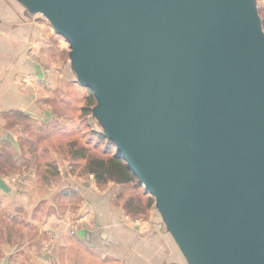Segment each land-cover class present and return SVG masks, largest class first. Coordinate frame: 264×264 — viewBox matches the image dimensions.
Listing matches in <instances>:
<instances>
[{"label": "water", "instance_id": "obj_1", "mask_svg": "<svg viewBox=\"0 0 264 264\" xmlns=\"http://www.w3.org/2000/svg\"><path fill=\"white\" fill-rule=\"evenodd\" d=\"M68 43L103 138L185 264H264L257 0H15Z\"/></svg>", "mask_w": 264, "mask_h": 264}, {"label": "crops", "instance_id": "obj_2", "mask_svg": "<svg viewBox=\"0 0 264 264\" xmlns=\"http://www.w3.org/2000/svg\"><path fill=\"white\" fill-rule=\"evenodd\" d=\"M42 18L36 14L26 15L23 6L15 0H0V149L9 150L14 157L16 151V154L20 151V140L17 139L18 130L13 132L10 129V119L29 114L33 127H47L46 123L55 120L53 114L57 109L53 108V103L67 89L65 85L63 88L61 79L67 75L75 87L83 88L71 79L69 61L67 64L64 61L66 40ZM67 105L68 101L65 100V107L61 109L66 110ZM58 118L62 122L66 121L64 115ZM69 188L71 196H82V200L90 206L89 213L94 218V226L91 229L81 227L74 237L63 234L52 218L55 212L47 217L50 205L58 207L57 198L54 202H46L43 195L33 191L34 196L29 201L27 199L30 196L24 204L22 200H17L5 208L13 212V216L7 223L9 229L6 225L0 226V264L186 263L170 233L165 231L155 203L150 227L140 229L124 216V206L132 202L130 196L124 198L117 193L119 186L110 184L101 191L85 183ZM142 188L144 196L149 198L150 195ZM73 189H77V192L74 193ZM49 190L53 191L52 188H44L41 193ZM87 190L91 191L90 194ZM0 192L13 199L19 196L1 178ZM33 223L37 226L38 239L42 238V230L49 234L51 232L54 245L45 248V244L40 245L38 240V247L30 244L25 247V235ZM19 224L21 229L17 230L15 226ZM15 231L20 236L16 241L11 237V232Z\"/></svg>", "mask_w": 264, "mask_h": 264}, {"label": "rangeland", "instance_id": "obj_3", "mask_svg": "<svg viewBox=\"0 0 264 264\" xmlns=\"http://www.w3.org/2000/svg\"><path fill=\"white\" fill-rule=\"evenodd\" d=\"M257 3L264 30V0H257ZM39 16L43 17L41 14ZM64 50V61L67 64L70 50L66 41ZM69 74L70 72H68ZM61 81L62 86L65 85L67 89L62 91L61 96L59 95V98L53 103V108L57 109L53 114L55 120L52 123H46L47 127H33L29 114L13 116L10 119V129L13 132L18 130L17 139L21 141H19L20 151L18 154L16 151L14 157L9 150L0 149V178L6 186L13 189L15 195L19 196L13 199L0 194V226L6 225L8 229L10 227L7 223L12 219L13 212L10 213L5 208H9V205L17 200H22L24 204L29 196L27 200L32 199L36 191L39 195L44 196L42 197L44 200L46 198V202H54L57 198L58 207L53 208L50 205L51 208L48 207L49 210L46 211L50 212L47 217L52 216L51 212H55L52 218L63 234L74 237L81 227L91 229L94 226V218L89 213L90 206L82 200V196L77 194L75 197L71 196L69 188L86 183L91 184L94 190L98 188L101 191L110 184L119 186L117 193L120 196L123 195L124 198L130 196L129 200L132 202L131 205L128 203L124 206V216L131 224L140 229H144V226L150 227L155 201L151 196L149 198L144 196L143 186L137 183V178L121 183L112 179L97 182L95 175L89 172L90 161L95 158L105 160L113 156L115 145L102 137L101 128L95 124L90 111L91 106L95 103L91 91L79 86L75 87L67 75ZM65 100L68 101L66 110L61 109L65 107ZM38 115L43 117L40 113ZM62 115L66 116L65 122L58 118ZM30 138H32L31 141ZM44 188H52L53 191L41 193ZM73 192L76 193L77 189H73ZM90 192L87 190L88 194ZM84 193L86 194V191ZM123 197L119 205H121ZM67 201H70L68 202L70 207H68ZM134 201L135 203H133ZM20 226L21 224L16 225L15 228L21 229ZM30 228L28 234L25 235V247L29 244L38 247L37 226L33 223ZM42 231L40 245L41 243L45 244V248L48 245H54V235L51 232L49 234ZM45 234L46 236L43 237ZM11 237L14 241L18 240L19 232H11Z\"/></svg>", "mask_w": 264, "mask_h": 264}, {"label": "trees", "instance_id": "obj_4", "mask_svg": "<svg viewBox=\"0 0 264 264\" xmlns=\"http://www.w3.org/2000/svg\"><path fill=\"white\" fill-rule=\"evenodd\" d=\"M89 172L95 175L97 182H105L112 179L117 183L131 181L134 175L126 168V164L121 157L115 154L105 160L92 159L90 161Z\"/></svg>", "mask_w": 264, "mask_h": 264}]
</instances>
